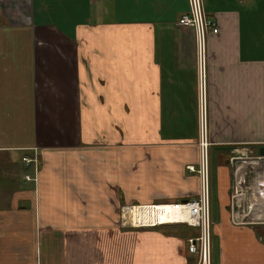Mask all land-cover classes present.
Instances as JSON below:
<instances>
[{
  "label": "crops",
  "instance_id": "crops-1",
  "mask_svg": "<svg viewBox=\"0 0 264 264\" xmlns=\"http://www.w3.org/2000/svg\"><path fill=\"white\" fill-rule=\"evenodd\" d=\"M187 9L0 0V264H196L198 229L134 228L127 209L199 191L195 39L176 24ZM203 9L218 27L206 40L212 264H264V223L234 224L229 198L246 167L231 159L255 165L264 146V0Z\"/></svg>",
  "mask_w": 264,
  "mask_h": 264
},
{
  "label": "built area",
  "instance_id": "built-area-1",
  "mask_svg": "<svg viewBox=\"0 0 264 264\" xmlns=\"http://www.w3.org/2000/svg\"><path fill=\"white\" fill-rule=\"evenodd\" d=\"M187 11L176 22L177 26L194 32L197 54L196 70L198 75V119L199 136L197 140V167L188 166L191 173L198 176L199 191L197 197L188 201L172 204L129 206V212H142V216L131 219L134 228H154L162 225L185 224L198 229L197 236L187 240L188 253L195 257L196 264H212V223L210 204V164L209 137L207 130V78H206V40L209 34H217L216 23L209 19L203 9V0H187ZM256 164L247 166L246 160H240L241 168L234 169L230 186V206L233 208V220L236 225L249 224V219L264 223V157H256ZM36 160L22 158L28 166ZM248 172L251 182H248ZM30 180L29 176H25ZM260 210V216L254 217L253 211ZM240 214V217L237 215Z\"/></svg>",
  "mask_w": 264,
  "mask_h": 264
},
{
  "label": "rangeland",
  "instance_id": "rangeland-1",
  "mask_svg": "<svg viewBox=\"0 0 264 264\" xmlns=\"http://www.w3.org/2000/svg\"><path fill=\"white\" fill-rule=\"evenodd\" d=\"M212 166H213V163H212ZM210 173H212V170L210 171ZM211 177H212V174L210 175V181H211V200H210V203H211V207H212L213 206L212 191H213V188H214V184H213V180L211 179Z\"/></svg>",
  "mask_w": 264,
  "mask_h": 264
},
{
  "label": "bare ground",
  "instance_id": "bare-ground-1",
  "mask_svg": "<svg viewBox=\"0 0 264 264\" xmlns=\"http://www.w3.org/2000/svg\"><path fill=\"white\" fill-rule=\"evenodd\" d=\"M126 212H127V211H126ZM142 214H143L142 212H134V213H133V216H132V219L135 220L137 217L142 216ZM123 217H124V216H123Z\"/></svg>",
  "mask_w": 264,
  "mask_h": 264
},
{
  "label": "water",
  "instance_id": "water-1",
  "mask_svg": "<svg viewBox=\"0 0 264 264\" xmlns=\"http://www.w3.org/2000/svg\"><path fill=\"white\" fill-rule=\"evenodd\" d=\"M258 154H259V156L264 157V146H262L258 149Z\"/></svg>",
  "mask_w": 264,
  "mask_h": 264
}]
</instances>
